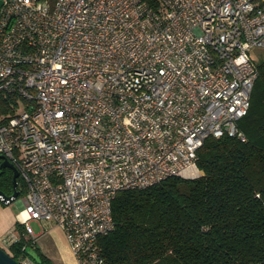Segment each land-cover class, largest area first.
I'll return each mask as SVG.
<instances>
[{
    "label": "built area",
    "instance_id": "built-area-1",
    "mask_svg": "<svg viewBox=\"0 0 264 264\" xmlns=\"http://www.w3.org/2000/svg\"><path fill=\"white\" fill-rule=\"evenodd\" d=\"M255 47L264 0H2L0 154L24 189L2 246L33 244L36 220L77 264H110L119 191L200 175L208 137L245 141Z\"/></svg>",
    "mask_w": 264,
    "mask_h": 264
},
{
    "label": "trees",
    "instance_id": "trees-1",
    "mask_svg": "<svg viewBox=\"0 0 264 264\" xmlns=\"http://www.w3.org/2000/svg\"><path fill=\"white\" fill-rule=\"evenodd\" d=\"M256 64L249 108L238 122L245 141L208 137L197 152L200 175L119 191L111 204L114 228L99 238L108 263L264 264V57ZM11 176L9 168L0 172L6 195ZM17 190L19 197V179ZM24 244L46 262L26 237L10 246L15 259Z\"/></svg>",
    "mask_w": 264,
    "mask_h": 264
},
{
    "label": "crops",
    "instance_id": "crops-1",
    "mask_svg": "<svg viewBox=\"0 0 264 264\" xmlns=\"http://www.w3.org/2000/svg\"><path fill=\"white\" fill-rule=\"evenodd\" d=\"M21 216L24 217V213ZM30 221H34L38 228V232L35 233L36 239L34 244L46 258L44 264H77L65 239L64 232L59 227L46 225L45 228H42L36 220ZM15 224L16 212L8 204L0 203V238ZM40 240L41 242L39 243ZM0 245L2 246L1 243ZM2 247L10 253L9 248Z\"/></svg>",
    "mask_w": 264,
    "mask_h": 264
},
{
    "label": "water",
    "instance_id": "water-1",
    "mask_svg": "<svg viewBox=\"0 0 264 264\" xmlns=\"http://www.w3.org/2000/svg\"><path fill=\"white\" fill-rule=\"evenodd\" d=\"M2 4V0H0V7ZM0 172L4 168H9L12 171V176H11V182H12V188L13 191L10 195H6L3 191L0 190V195L2 196V200H8L10 201L12 198H15L18 196L19 191L17 190V183H18V171L16 167L9 162V160L4 157L2 154H0ZM27 255H29L34 261L35 264H41V259L39 255L35 252L34 249L27 248L26 249ZM0 264H22L19 260L15 259L7 250H5L2 246H0Z\"/></svg>",
    "mask_w": 264,
    "mask_h": 264
},
{
    "label": "rangeland",
    "instance_id": "rangeland-1",
    "mask_svg": "<svg viewBox=\"0 0 264 264\" xmlns=\"http://www.w3.org/2000/svg\"><path fill=\"white\" fill-rule=\"evenodd\" d=\"M251 52L253 53V55L255 56L256 60L258 61L260 58L264 57V48H258V47H255L251 50ZM20 199V196L19 197H16L15 200H12L8 203V206L12 208L13 211L16 212V215L19 214V208H20V205L18 204V201ZM30 226L33 230L34 233H37L38 232V228H37V225L34 221H30ZM41 242V240L39 241V243ZM27 248H30L29 246H27Z\"/></svg>",
    "mask_w": 264,
    "mask_h": 264
},
{
    "label": "flooded vegetation",
    "instance_id": "flooded-vegetation-1",
    "mask_svg": "<svg viewBox=\"0 0 264 264\" xmlns=\"http://www.w3.org/2000/svg\"><path fill=\"white\" fill-rule=\"evenodd\" d=\"M1 161V160H0ZM5 169H7V167L6 168H4L1 172H3Z\"/></svg>",
    "mask_w": 264,
    "mask_h": 264
},
{
    "label": "bare ground",
    "instance_id": "bare-ground-1",
    "mask_svg": "<svg viewBox=\"0 0 264 264\" xmlns=\"http://www.w3.org/2000/svg\"><path fill=\"white\" fill-rule=\"evenodd\" d=\"M24 216H25V213H24Z\"/></svg>",
    "mask_w": 264,
    "mask_h": 264
}]
</instances>
